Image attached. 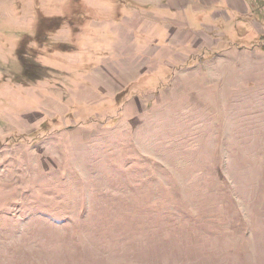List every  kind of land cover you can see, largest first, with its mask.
Segmentation results:
<instances>
[{
  "label": "rangeland",
  "instance_id": "obj_1",
  "mask_svg": "<svg viewBox=\"0 0 264 264\" xmlns=\"http://www.w3.org/2000/svg\"><path fill=\"white\" fill-rule=\"evenodd\" d=\"M56 1L0 0V264H264V0L189 30L92 2L28 81L15 48Z\"/></svg>",
  "mask_w": 264,
  "mask_h": 264
},
{
  "label": "trees",
  "instance_id": "obj_2",
  "mask_svg": "<svg viewBox=\"0 0 264 264\" xmlns=\"http://www.w3.org/2000/svg\"><path fill=\"white\" fill-rule=\"evenodd\" d=\"M92 2L96 4L101 2L104 5H108L107 9H105L106 13L103 12V14L109 17L110 12L116 11L117 6L124 4L123 0H69L67 3H63V5L57 1L54 2V8L57 9V13L42 16L38 23H34L33 35H24L15 48L14 55L21 65L19 77H24L28 81H31L44 77L46 72H50L51 69L43 64V58L47 60L50 59L49 61L52 62L55 60L54 57L56 53L64 52V44L52 43L50 41L51 35L55 36L57 33H60L62 29H66L69 31L71 39L75 38L79 40L82 35L88 33L92 18L95 16L98 17L100 14L98 13V15H96L94 13L95 15L90 16L91 12L95 10L91 5ZM46 9L49 8H44L43 10ZM260 9L261 7L258 11H260ZM259 17V23L263 22L264 17L262 18L260 15ZM247 34L252 36L253 41H264L263 33L257 34L252 30L247 31L245 35L247 36ZM246 36L245 38L242 37L243 39L240 38L242 39L240 41H247Z\"/></svg>",
  "mask_w": 264,
  "mask_h": 264
},
{
  "label": "crops",
  "instance_id": "obj_3",
  "mask_svg": "<svg viewBox=\"0 0 264 264\" xmlns=\"http://www.w3.org/2000/svg\"><path fill=\"white\" fill-rule=\"evenodd\" d=\"M131 1H132V4L131 3L127 4V5H131L129 6V8L133 7L138 10V11H134V14L138 12L140 13L145 12L144 14H147V12H149L150 13L149 15L152 14L153 19H156V21L160 19L162 21V19L164 18L163 17L164 12L185 13L186 15L185 25H186L187 30H189L191 26L190 23L187 22V13L190 12V13L197 14L196 19L198 22L197 23L198 27H205L206 26L205 13L209 12L212 15L214 12H216V10H218L216 8H218L222 3L224 4V1L228 3L227 0H131ZM153 13L155 15H153ZM126 18H128V16H126L124 19ZM216 20L217 19H215L214 21ZM136 33L137 32L134 33L135 36L138 35ZM142 35L144 34L141 33V36Z\"/></svg>",
  "mask_w": 264,
  "mask_h": 264
}]
</instances>
